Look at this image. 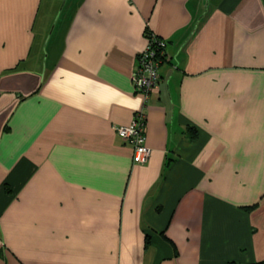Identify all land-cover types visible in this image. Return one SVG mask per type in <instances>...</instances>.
<instances>
[{
  "label": "crops",
  "instance_id": "crops-1",
  "mask_svg": "<svg viewBox=\"0 0 264 264\" xmlns=\"http://www.w3.org/2000/svg\"><path fill=\"white\" fill-rule=\"evenodd\" d=\"M260 261L264 0H0V264Z\"/></svg>",
  "mask_w": 264,
  "mask_h": 264
},
{
  "label": "built area",
  "instance_id": "built-area-1",
  "mask_svg": "<svg viewBox=\"0 0 264 264\" xmlns=\"http://www.w3.org/2000/svg\"><path fill=\"white\" fill-rule=\"evenodd\" d=\"M145 38V47L138 54L137 66L132 73V84L136 92L147 99L158 86V69L165 55L166 42L152 32ZM145 126L146 115L138 111L129 125L115 127L116 134L132 146L135 164H145L150 154L145 144Z\"/></svg>",
  "mask_w": 264,
  "mask_h": 264
},
{
  "label": "trees",
  "instance_id": "trees-1",
  "mask_svg": "<svg viewBox=\"0 0 264 264\" xmlns=\"http://www.w3.org/2000/svg\"><path fill=\"white\" fill-rule=\"evenodd\" d=\"M148 35H151V32L149 31L148 28L145 29V36H148ZM159 38V37H158ZM254 207H251V208H248V209H252ZM228 264H236V263H233V262H230ZM253 264H264V261H260V262H256V263H253Z\"/></svg>",
  "mask_w": 264,
  "mask_h": 264
}]
</instances>
